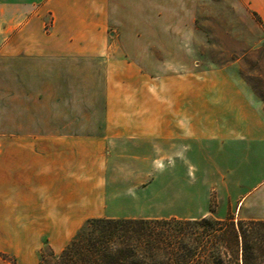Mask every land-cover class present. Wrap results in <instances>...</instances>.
Returning a JSON list of instances; mask_svg holds the SVG:
<instances>
[{
	"label": "crops",
	"instance_id": "obj_1",
	"mask_svg": "<svg viewBox=\"0 0 264 264\" xmlns=\"http://www.w3.org/2000/svg\"><path fill=\"white\" fill-rule=\"evenodd\" d=\"M224 1L264 32V0ZM190 2L0 0V240L63 251L90 219L210 215L148 213L151 162L215 176L187 191L220 192L217 219L264 222L262 108L227 69L152 74Z\"/></svg>",
	"mask_w": 264,
	"mask_h": 264
},
{
	"label": "rangeland",
	"instance_id": "obj_2",
	"mask_svg": "<svg viewBox=\"0 0 264 264\" xmlns=\"http://www.w3.org/2000/svg\"><path fill=\"white\" fill-rule=\"evenodd\" d=\"M195 1L196 16L182 17L183 26H186L183 31L166 34L167 45L168 41L180 40L181 47L168 45L151 49L155 52L151 53L150 58L152 74L156 78L161 74L159 62L160 69L164 65L166 75L183 72L185 64L197 71L227 69L252 103L262 108L264 116V32L224 0ZM195 1L191 0L190 4L194 6ZM156 78L152 86L158 87ZM166 86H172V83L167 80ZM180 162L177 161V166L183 164L182 168L175 170V162L167 161V166L160 174L157 163H150V188L147 193L151 198L145 210L163 216L175 213L184 215L195 210L201 212L209 204V216L213 214L217 218L216 211L223 202L220 192L211 188L187 191L200 182L206 185L198 186L209 188L208 182L214 180L215 176H207L184 164L185 161L182 164ZM134 193L139 194L137 191ZM179 195H182L181 200ZM51 253L59 256L62 251L55 250L47 238L0 240V264H41L42 255L50 259Z\"/></svg>",
	"mask_w": 264,
	"mask_h": 264
},
{
	"label": "trees",
	"instance_id": "obj_3",
	"mask_svg": "<svg viewBox=\"0 0 264 264\" xmlns=\"http://www.w3.org/2000/svg\"><path fill=\"white\" fill-rule=\"evenodd\" d=\"M49 257L41 264H264V222L95 218Z\"/></svg>",
	"mask_w": 264,
	"mask_h": 264
}]
</instances>
